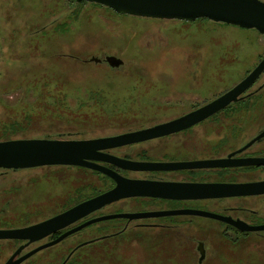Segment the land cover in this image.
<instances>
[{
    "label": "rangeland",
    "instance_id": "1",
    "mask_svg": "<svg viewBox=\"0 0 264 264\" xmlns=\"http://www.w3.org/2000/svg\"><path fill=\"white\" fill-rule=\"evenodd\" d=\"M263 54L264 35L207 18L118 14L87 1L0 0V128L8 123L4 134L13 136L72 132L86 137L121 130L214 97ZM105 55L120 57L123 64L112 68L89 60ZM105 186L78 167L23 170L0 176V207L9 217L21 213L32 222ZM153 245L151 253L132 250L126 257L155 255L164 263L169 256L168 263L172 257V264L182 263L181 244L169 243L167 251ZM249 247L212 245L211 254ZM88 264L96 262L91 257Z\"/></svg>",
    "mask_w": 264,
    "mask_h": 264
},
{
    "label": "flooded vegetation",
    "instance_id": "2",
    "mask_svg": "<svg viewBox=\"0 0 264 264\" xmlns=\"http://www.w3.org/2000/svg\"><path fill=\"white\" fill-rule=\"evenodd\" d=\"M257 1L264 3V0ZM220 23L239 29H252L259 33L255 28H243L224 22ZM263 56L264 54L241 79L229 88L202 103L175 110L164 115L163 118L149 120V122L145 119L126 128H121V130H111L103 134L86 137L74 136L72 132L13 136L12 134H4V131L10 127H8V123L2 122L0 141L32 138L94 139L150 128L184 116L218 97L242 80ZM102 62L106 63L105 61ZM188 66L184 67L189 68ZM152 151H157L158 154H151ZM100 152L138 162L196 163L187 167L171 166L165 169L131 170L107 161L91 159L94 163L114 170L115 175L130 180L165 182L169 186L264 182V70L239 95L236 101L230 102L207 117L173 132L121 146L101 149ZM57 166L84 169L97 176L102 183H107V186L91 196L32 222H26L24 214L21 213L9 217L7 208L2 205L0 207V229L23 227L40 222L116 185L115 180L103 172L86 166L69 164H42L22 168L0 167V176L23 170ZM196 211L230 218L233 221L237 220L247 226H261L264 225V189L254 193L228 196L174 198L135 195L123 197L97 208L86 216L36 241L27 243V239L0 238V264H4L20 246L23 247L13 256V260L89 219L122 213L137 214L138 216L131 218L118 216L90 223L68 234L59 242L34 252L16 264H37L35 262L36 256L44 253L46 249H50V251L43 256L44 259L38 264H46L49 260L54 262L58 260L56 264H81L79 259L85 260L84 263L88 264V259L91 257L96 264H172V256L171 263H168L169 256L164 260L162 258L164 263H160V256L155 255H147L141 258L135 256L134 259L129 254L126 257V253L128 251L130 253L132 250L140 252L142 256H144V252L145 254L151 253L147 250L157 248L153 249V244H160L161 250L167 251L165 245L169 243L181 244L180 247L183 246L184 251H186L181 258V264H264V228L257 230L240 229L228 220L199 214ZM89 231L91 233L89 236L80 237ZM243 243L250 245L246 251L235 250V252L230 251L228 254L219 251L211 254L212 245H219L226 249ZM188 245H191V248ZM198 247L203 249V254ZM140 259H143L144 262L140 263Z\"/></svg>",
    "mask_w": 264,
    "mask_h": 264
},
{
    "label": "water",
    "instance_id": "3",
    "mask_svg": "<svg viewBox=\"0 0 264 264\" xmlns=\"http://www.w3.org/2000/svg\"><path fill=\"white\" fill-rule=\"evenodd\" d=\"M76 2H93L109 7L118 14H128L141 17L180 19L192 21L196 18H207L214 22H224L243 28H255L264 34V3L257 0H75ZM90 61H105L110 67L117 68L123 64V60L115 55H105L103 58L90 57ZM264 70V56L256 66L238 83L230 89L212 99L196 110L177 119L167 121L150 128L105 136L94 139L58 140V139H18L0 141V167L22 168L38 166L42 164H69L90 167L111 176L116 185L109 190L85 199L68 209L40 222L17 228L0 229V238L27 239L28 242L36 241L43 236L63 228L75 220L86 216L97 208L114 200L135 196L147 195L157 197H205L228 196L248 194L264 189V182L247 184H182L169 186L165 182L130 180L120 175H115L114 170L99 165L91 159L103 160L115 164L124 169H165L171 166L187 167L196 163L175 162H138L120 158L114 155L100 152L101 149L121 146L124 144L144 140L154 136L173 132L198 120H201L216 110L225 107L232 101H236L258 75ZM199 214L216 216L225 219L240 229L257 230L261 226H247L243 222L231 220L204 211H196ZM118 216L134 217L137 214H109L89 219L74 228H71L55 239L39 245L28 251L16 260L13 256L23 246H20L4 264H16L27 258L34 252L51 246L62 240L68 234L83 228L84 226L108 218ZM199 248V247H198ZM202 252L203 249L199 248ZM203 254V252H202Z\"/></svg>",
    "mask_w": 264,
    "mask_h": 264
},
{
    "label": "trees",
    "instance_id": "4",
    "mask_svg": "<svg viewBox=\"0 0 264 264\" xmlns=\"http://www.w3.org/2000/svg\"><path fill=\"white\" fill-rule=\"evenodd\" d=\"M82 2H84V1H82ZM101 5V4H100Z\"/></svg>",
    "mask_w": 264,
    "mask_h": 264
}]
</instances>
